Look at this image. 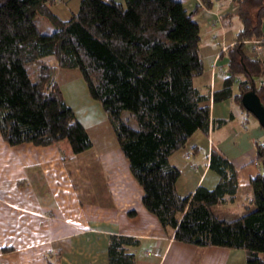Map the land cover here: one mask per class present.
Instances as JSON below:
<instances>
[{"label": "trees", "instance_id": "1", "mask_svg": "<svg viewBox=\"0 0 264 264\" xmlns=\"http://www.w3.org/2000/svg\"><path fill=\"white\" fill-rule=\"evenodd\" d=\"M233 1L241 28L220 52L227 74L212 99L233 98L250 113L242 93L254 89L264 102V86L256 81L264 75V0ZM53 3L0 0L1 137L10 145L66 141L74 154L88 150L92 140L55 79L57 67L77 69L143 189V206L161 226L172 229L177 241L242 248L243 264H264V142L255 144L260 171L250 179L251 206L241 215L223 218L213 210L238 187L236 169L219 151L209 156V167L219 175L213 188L199 185L185 196L176 190L179 170L168 156L196 130L207 132L210 121L209 107L202 104L207 97L194 85L204 71L200 28L184 0H80L66 20L51 10ZM38 15L55 28L39 30ZM253 39L261 41L259 52L244 49ZM123 111L129 117L122 118ZM138 243L134 236L110 234L108 264H135L128 247Z\"/></svg>", "mask_w": 264, "mask_h": 264}, {"label": "crops", "instance_id": "2", "mask_svg": "<svg viewBox=\"0 0 264 264\" xmlns=\"http://www.w3.org/2000/svg\"><path fill=\"white\" fill-rule=\"evenodd\" d=\"M116 1L124 4V0ZM210 1L184 0L200 28L199 48L206 67L199 77L206 75L196 86L197 77L194 85L207 97L202 104L210 111L208 131L196 130L168 161L179 170L175 186L178 194L185 196L199 185L213 188L217 183L219 175L209 167L212 150L226 156L237 171L238 187L232 199L227 197L213 210L219 217L231 218L251 206L250 179L260 171L255 144L264 142V129L233 98L212 99L213 90L227 74V59L221 58L220 52L232 45L241 22L233 0ZM79 3L54 0L50 8L66 20L77 12ZM261 29L264 33V22ZM244 43V49L246 46L251 52L252 40ZM256 81L264 86V75ZM233 91L237 92L236 85ZM75 115L90 138L96 137L88 150L75 156L68 143L61 141L46 146L29 142L10 145L0 135V264H108L107 246L113 233L139 239L137 245L128 247L135 264L244 263L242 248L175 240L173 230H165L143 206V189L118 144L112 142L113 135L105 140V127L96 129L91 114L88 124L80 114ZM218 120L224 122L218 124ZM70 158L85 161L71 167L70 173L66 167Z\"/></svg>", "mask_w": 264, "mask_h": 264}, {"label": "rangeland", "instance_id": "3", "mask_svg": "<svg viewBox=\"0 0 264 264\" xmlns=\"http://www.w3.org/2000/svg\"><path fill=\"white\" fill-rule=\"evenodd\" d=\"M35 23L38 26L39 30H41L42 32H49L51 30H53L55 27L54 25L45 17L42 15H38L35 18ZM52 57V56H50ZM47 58V60H49L50 62H53L54 59L52 58ZM205 62V61H204ZM206 67V63L204 64ZM73 69H67V68H57L55 73L58 77V84L61 88L63 97L65 99V101L73 108L75 114H80L81 120L85 123H89L90 122V116L89 114H91V118L95 119L94 124H96V129L98 127H105V130L103 131V133L105 134V136H103L105 138V140L109 139L110 140V135H113V140L112 142L116 144L117 146V142L113 133V130L111 129V126L107 120V117L100 105V103L97 100L92 99L89 94H88V90L86 87V84L83 80V78L81 77L79 71L77 69H75V71H72ZM72 71V72H70ZM206 75V72L203 76ZM202 76V77H203ZM202 77H199L195 80V85L197 86L198 81L200 79H202ZM88 112V113H86ZM129 117V113L127 111H123L122 112V118H126ZM129 123L131 125H135V122L132 118H129ZM85 125V124H84ZM92 126V125H91ZM91 126H87V127H91ZM107 128V129H106ZM93 128H89L88 131L91 132V134H94L95 132L93 131ZM93 132V133H92ZM92 141L94 142L95 140H93V138L95 139L96 137H93V135H91ZM62 143H66V141H61ZM110 141H103V143L105 144H113ZM96 146V143L94 144ZM68 146V145H67ZM69 149V146H68ZM70 151V149H69ZM72 156H75L76 154L70 152ZM84 158V157H83ZM67 159V158H65ZM79 158L75 159V162H73L72 158H70V162L67 161V166L68 168H70V173L72 172V168L74 167V165H79L80 161L81 164L84 163V159H80ZM72 178L78 176L76 174L75 175H71ZM77 178V177H76ZM221 211H219V214ZM245 212V211H244ZM218 213V210H217ZM262 259L264 260V252L260 253ZM242 262H245V260H243Z\"/></svg>", "mask_w": 264, "mask_h": 264}, {"label": "water", "instance_id": "4", "mask_svg": "<svg viewBox=\"0 0 264 264\" xmlns=\"http://www.w3.org/2000/svg\"><path fill=\"white\" fill-rule=\"evenodd\" d=\"M241 103L243 107L249 111L258 121L259 125L264 129V102L256 90H248L241 95Z\"/></svg>", "mask_w": 264, "mask_h": 264}, {"label": "built area", "instance_id": "5", "mask_svg": "<svg viewBox=\"0 0 264 264\" xmlns=\"http://www.w3.org/2000/svg\"><path fill=\"white\" fill-rule=\"evenodd\" d=\"M252 47H253L254 52H259L262 48L261 41L258 39H253L252 40ZM255 163H257V161Z\"/></svg>", "mask_w": 264, "mask_h": 264}]
</instances>
